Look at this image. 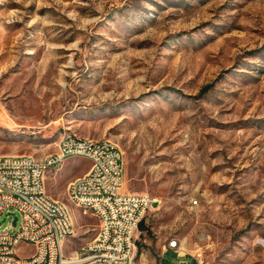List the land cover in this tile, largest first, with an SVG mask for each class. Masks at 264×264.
<instances>
[{
  "label": "rangeland",
  "instance_id": "1",
  "mask_svg": "<svg viewBox=\"0 0 264 264\" xmlns=\"http://www.w3.org/2000/svg\"><path fill=\"white\" fill-rule=\"evenodd\" d=\"M64 132L114 141L123 192L160 200L135 264L174 239L205 264H264V0H0V154L44 157ZM90 165L45 178L74 223L68 254L96 235L67 192Z\"/></svg>",
  "mask_w": 264,
  "mask_h": 264
},
{
  "label": "built area",
  "instance_id": "2",
  "mask_svg": "<svg viewBox=\"0 0 264 264\" xmlns=\"http://www.w3.org/2000/svg\"><path fill=\"white\" fill-rule=\"evenodd\" d=\"M74 157L91 165L68 184L67 192L75 193L78 207L93 215L98 226L91 241L68 254L65 239L75 235L74 223L66 206L48 195L45 178ZM124 171V154L114 141L68 132L61 135L57 150L44 157L0 155V217L12 211L22 217L18 231L11 229L15 216L0 232V264H135L140 226L160 200L123 192ZM24 247L33 249L22 255ZM75 251H82V258H75ZM169 251L177 254L173 264H205L202 251L189 254L176 239L165 245L163 258Z\"/></svg>",
  "mask_w": 264,
  "mask_h": 264
},
{
  "label": "bare ground",
  "instance_id": "3",
  "mask_svg": "<svg viewBox=\"0 0 264 264\" xmlns=\"http://www.w3.org/2000/svg\"><path fill=\"white\" fill-rule=\"evenodd\" d=\"M10 158H17V155H10ZM124 176H125V171H124ZM125 178V177H124ZM68 196H69V198L71 199V201L74 203V204H76V205H78V203H77V200H76V197H75V193L74 192H68ZM63 204V203H62ZM64 205V204H63ZM65 206V205H64ZM66 209H67V211H68V217H71L70 216V213H69V210H68V208L66 207ZM68 239H65V244H66V241H67ZM183 248V250L186 252V250H185V248L184 247H182ZM75 258H82V251H76V253H75ZM74 264H81V263H74Z\"/></svg>",
  "mask_w": 264,
  "mask_h": 264
},
{
  "label": "trees",
  "instance_id": "4",
  "mask_svg": "<svg viewBox=\"0 0 264 264\" xmlns=\"http://www.w3.org/2000/svg\"><path fill=\"white\" fill-rule=\"evenodd\" d=\"M205 89L208 90L209 87H207V88H205ZM140 229H142V230L146 229V228H145V222H142V224H141V226H140Z\"/></svg>",
  "mask_w": 264,
  "mask_h": 264
},
{
  "label": "crops",
  "instance_id": "5",
  "mask_svg": "<svg viewBox=\"0 0 264 264\" xmlns=\"http://www.w3.org/2000/svg\"><path fill=\"white\" fill-rule=\"evenodd\" d=\"M6 154H11V155H24V154H19V153H6ZM6 154H0V155H6Z\"/></svg>",
  "mask_w": 264,
  "mask_h": 264
},
{
  "label": "water",
  "instance_id": "6",
  "mask_svg": "<svg viewBox=\"0 0 264 264\" xmlns=\"http://www.w3.org/2000/svg\"><path fill=\"white\" fill-rule=\"evenodd\" d=\"M14 224H16V221L14 222Z\"/></svg>",
  "mask_w": 264,
  "mask_h": 264
}]
</instances>
